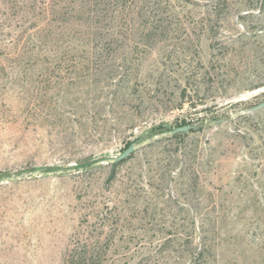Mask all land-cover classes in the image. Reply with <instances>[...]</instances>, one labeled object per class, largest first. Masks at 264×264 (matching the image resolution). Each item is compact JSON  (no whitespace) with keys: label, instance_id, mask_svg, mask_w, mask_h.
Segmentation results:
<instances>
[{"label":"rangeland","instance_id":"374dc122","mask_svg":"<svg viewBox=\"0 0 264 264\" xmlns=\"http://www.w3.org/2000/svg\"><path fill=\"white\" fill-rule=\"evenodd\" d=\"M261 83L264 0H0V177L85 161L0 184V264H64L98 237L104 264H264V108L230 119ZM216 119L138 149L110 184L91 166Z\"/></svg>","mask_w":264,"mask_h":264},{"label":"trees","instance_id":"16d2710c","mask_svg":"<svg viewBox=\"0 0 264 264\" xmlns=\"http://www.w3.org/2000/svg\"><path fill=\"white\" fill-rule=\"evenodd\" d=\"M223 2L225 3V0H223ZM53 11H55V10L53 9ZM66 12H67L66 10H63L62 14H65ZM216 77H217V74H216ZM211 81H213V78H210V82ZM261 86H264V83L258 84L257 86H252L251 88H258ZM124 88L126 91L129 90V84H125ZM182 91L184 93L185 88H183ZM183 125H185V124H183ZM193 129L189 130L186 133H177V134H174L172 136L165 137V140L169 141V142H172L173 140H180V142H183L185 140V138L188 136V134L190 132L194 131ZM129 144H127L125 146V148H127V146ZM175 154L177 155V157L185 158L187 155V151L185 150V146L178 147ZM132 155H133V153L122 161L109 164L111 167V173H110L109 177L107 178V184H110L115 180L116 168L122 162L126 161L129 157H131ZM84 165H85V163L83 165H77V168L78 169L82 168ZM193 177H194L195 181L199 180V176L197 174H195ZM205 224H206L205 222H200L199 224H197V226H195V228L193 229V232L191 234H189L191 236V241L193 240V238L195 236L197 237L194 242L192 241V243H195V247H196L195 250L192 252L193 256H194L193 260L196 263L201 261L202 259H204V255H205V251H206L205 247H206L207 241H208L207 234L209 233V230L204 227ZM195 229H196V231H195ZM104 237H108V234L105 233ZM96 239L94 241L93 240L89 241L88 239L87 240L85 239L83 241H77L76 243H74L70 247V250L68 251V254L65 258L64 264H104V262L108 259L107 250L105 248V245H107V244L103 245V243H105V239L102 240L99 237Z\"/></svg>","mask_w":264,"mask_h":264},{"label":"water","instance_id":"95a60500","mask_svg":"<svg viewBox=\"0 0 264 264\" xmlns=\"http://www.w3.org/2000/svg\"><path fill=\"white\" fill-rule=\"evenodd\" d=\"M262 108H264V100L259 102L258 104H255L253 106H250L248 108L240 110L239 112H237L236 114L231 116L230 119L236 118V117H239L241 115L248 114L251 112H255V111L260 110ZM226 121H228V120L216 119V120H213V121L206 123V124H203V125L198 124V125L194 126V125H190V124H185V125L175 127L171 130L158 129V130L154 131L153 133L147 135L145 138H143L141 140H136V141L131 142L127 146V148H125L122 152H120L116 156H110V157L104 158V159H95L92 162L91 166H96V165H100V164L116 163V162L124 160L125 158L130 156L132 153H134L138 149H140L144 146H147V145H149V144H151L157 140H160L162 138L169 137V136H172V135L177 134V133H186L189 130H191L193 128H197L199 126L217 125V124H222ZM84 163H85L84 161H78V162H76V165H83ZM77 169H78L77 166H72L70 168H65V169L59 168L56 170H50L47 168H41V169L37 168V169L22 171L20 173L0 177V184L11 182V181H17V180L31 179L34 177L62 175L65 173L75 172Z\"/></svg>","mask_w":264,"mask_h":264}]
</instances>
